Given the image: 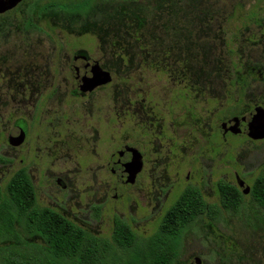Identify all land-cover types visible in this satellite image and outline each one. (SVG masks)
<instances>
[{
  "label": "rangeland",
  "instance_id": "rangeland-1",
  "mask_svg": "<svg viewBox=\"0 0 264 264\" xmlns=\"http://www.w3.org/2000/svg\"><path fill=\"white\" fill-rule=\"evenodd\" d=\"M80 50L111 79L82 99L70 71ZM257 108L264 0H26L0 15V187L26 168L39 207L112 244L108 264L129 260L113 245L116 220L149 238L189 186L221 212L185 230L174 264H264V210L250 194L237 213L224 210L218 191L239 179L252 188L264 172V138L221 129ZM23 120L16 148L8 135ZM126 145L144 156L129 187L107 167Z\"/></svg>",
  "mask_w": 264,
  "mask_h": 264
},
{
  "label": "trees",
  "instance_id": "trees-1",
  "mask_svg": "<svg viewBox=\"0 0 264 264\" xmlns=\"http://www.w3.org/2000/svg\"><path fill=\"white\" fill-rule=\"evenodd\" d=\"M218 191L222 209L237 213L245 194L226 182L219 183ZM249 194L264 210V172ZM220 212V207L205 201L199 188L189 186L149 238H139L128 223L116 220L113 245L129 252L127 264H174L185 230L202 215L218 220ZM20 229L39 236L45 245L21 244ZM111 247L110 242L88 234L55 210L39 207L26 169L12 176L6 190L0 187V264H108L105 252Z\"/></svg>",
  "mask_w": 264,
  "mask_h": 264
},
{
  "label": "water",
  "instance_id": "water-1",
  "mask_svg": "<svg viewBox=\"0 0 264 264\" xmlns=\"http://www.w3.org/2000/svg\"><path fill=\"white\" fill-rule=\"evenodd\" d=\"M24 0H0V15L5 14L9 11L15 9L21 2ZM82 57L75 58V62L82 60ZM76 71V67L73 68ZM75 78L79 84V89L85 94H90L98 86L106 85L110 82V77L108 74L99 75L96 72H87L78 70L75 73ZM221 129L225 134L232 133L234 135H246L253 140L263 139L264 138V109L257 108L252 113L245 117H236L233 118L221 125ZM24 130H19L14 128L11 132L9 143L12 146H20L25 140ZM119 155L113 157V162L115 163ZM113 164V163H112ZM110 165L111 170L116 174L122 175L120 180L121 183H130L134 184L136 176L139 172L138 169L128 166L122 170H115L113 165ZM239 186L242 189L243 194L248 195L251 192L249 185L240 180ZM193 264H201L200 259H196Z\"/></svg>",
  "mask_w": 264,
  "mask_h": 264
},
{
  "label": "flooded vegetation",
  "instance_id": "flooded-vegetation-1",
  "mask_svg": "<svg viewBox=\"0 0 264 264\" xmlns=\"http://www.w3.org/2000/svg\"><path fill=\"white\" fill-rule=\"evenodd\" d=\"M25 1H26V0H24L23 2H21V3H20L15 9H13L12 11L16 10L17 8H19V6L22 5ZM12 11H9V12H7V13H10V12H12ZM7 13H5V14H7ZM2 15H3V14H2ZM77 56H78V57H82L83 59L80 60V61L75 62V58H77ZM87 57H88V54H87L85 51H83V50L77 51V52L74 54L73 60H72L71 65H70V71H71L72 77L74 78L75 83H76V89H75V90L73 91V93H72V95H73L74 98L82 99V98H87V97H89V96H88L89 94H85L84 92H82V91L79 89V84H78V82H77V80H76V78H75V73H76V71H78V70L80 69V70H82V71H87V72H88V71H89V72L94 71V72H96L97 74H99L100 76H101V75H105V74H103V71H102L100 68H98V66H95V64L85 63V60L87 59ZM75 67H76V71L73 69V68H75ZM108 85H109V84H108ZM103 86H107V84H106V85H102V86H98L96 89H98V88H100V87H103ZM94 90H95V89H94ZM94 90H93L92 92H95ZM91 94H93V93H91ZM36 109H37V114L39 115L40 112L38 111V105H37ZM224 123H225V122H224ZM21 124H22V125H21ZM27 125H28V124H27L26 122H24V120H23V121H17V122L14 124V126H13L11 132L13 131L14 128H18L19 130H24V132H26V133H25V134H26V135H25V140H26L27 135H28V126H27ZM11 132H10L9 135H8L9 138H10ZM228 134H232V133H228ZM233 135H234V134H233ZM240 135H243V134H240ZM243 136H246V135H243ZM247 137H248V136H247ZM25 140H24V141H25ZM23 144H24V142H23L20 146H15V147H16V148H19V147H21ZM117 154L119 155V157H118L117 161L114 163L112 159H113V157H114L115 155H117ZM112 163H113V164H112ZM111 164L113 165V168H115V170H117V171L122 170V169H125V168L128 167V166H132V167L138 169L139 172H138V174H137V176H136L135 183H134V184H130V183H121L120 180H121V178H122V175L117 174V173L115 174V173L111 170V167H110ZM107 167H108L109 172L112 174V176H115V177H116L117 181L119 182V184H120L121 186L129 187V186L135 185L136 182H137V180L140 179L141 175H142L143 172H144V156H143L142 154H140V153H137L135 148H133V147H131V146H129V145H126V146H123L122 149H120V150L116 151L115 153L111 154V156H110V158H109V162H108ZM21 169H26V168H21ZM19 170H20V169H19ZM26 170H27V169H26ZM27 172H28V171H27ZM239 181H240V179L238 180V187H237V188L242 192V189H241V187L239 186ZM242 181H243V180H242ZM59 183H61V182H59ZM61 186H62V188H66V185L63 184V183H61ZM251 190H252V188H251ZM242 193H243V192H242ZM168 210H169V209H168ZM168 210H167V211H168ZM167 211H166L165 213L162 214V217L160 218V219H161V222H162L164 216L166 215ZM210 220H211V219H210ZM211 221H212V222H216L217 220H211ZM196 259H200V258H199V257H195V258L192 260V262H191L190 264H193L194 261H195ZM200 260H201V259H200ZM201 264H202V260H201Z\"/></svg>",
  "mask_w": 264,
  "mask_h": 264
}]
</instances>
